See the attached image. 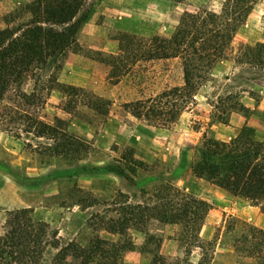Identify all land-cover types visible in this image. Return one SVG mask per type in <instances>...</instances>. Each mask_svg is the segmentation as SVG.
Here are the masks:
<instances>
[{"label":"rangeland","instance_id":"rangeland-1","mask_svg":"<svg viewBox=\"0 0 264 264\" xmlns=\"http://www.w3.org/2000/svg\"><path fill=\"white\" fill-rule=\"evenodd\" d=\"M30 1L0 0V29L7 14ZM222 2L203 0L198 9L219 12ZM89 4V19L78 35L81 50L66 53L56 75L59 84L79 90L77 96H67L51 85L48 90L38 88L27 103L33 92L29 76L0 99V235L8 212L28 209L34 220L57 230L62 246L74 243L87 248L96 238L106 240L108 245L102 248L110 250L109 259L115 264H151L155 253L175 264H197L202 252L193 248L186 258L175 225L151 221L145 232L129 228L110 234L102 230L101 219H118L127 204L149 202L163 182L180 190L191 185L196 177L191 167L203 136L214 140L218 125L229 122L231 109L250 92L264 68L240 64L235 73L211 74L173 124L156 126L137 118L127 104L181 86L180 61H139L117 81L110 79L111 67L101 59L117 54L120 34L168 38L178 15L197 10L185 0H90ZM240 37L235 35L226 60L236 59L244 46ZM251 96L257 99L254 93ZM94 97L102 99L95 111L88 106ZM35 121L49 125L53 134L37 138ZM207 195L201 199L209 209L200 238L218 239L204 264H242L232 255L226 221L233 218L264 231V206H252L218 187ZM56 253L48 251L45 264ZM67 262L80 264V257L71 255Z\"/></svg>","mask_w":264,"mask_h":264},{"label":"trees","instance_id":"trees-1","mask_svg":"<svg viewBox=\"0 0 264 264\" xmlns=\"http://www.w3.org/2000/svg\"><path fill=\"white\" fill-rule=\"evenodd\" d=\"M90 0H32L3 18L0 29V99L13 86L21 85L27 77L33 80V92L38 88L48 90L54 86L70 96L79 91L72 86L59 84L56 79L65 54L78 53V35L89 19ZM259 0H223L219 12L200 9L185 12L174 32L168 38L154 36L150 39L135 35L118 36L117 54L103 59L111 67L110 79H118L139 61L178 59L182 69L183 84L167 88L127 105L137 118L153 122L159 127H169L193 102L201 86L208 82L213 68L224 60L238 29ZM237 63L253 68H264V43L244 45L238 50ZM43 77H48L44 82ZM53 90V89H52ZM94 97L88 102L95 111ZM221 103V99L217 102ZM239 107L237 110L233 109ZM232 111H245L239 104ZM231 111V112H232ZM37 138L53 134V128L34 122ZM193 174L220 188L233 198L243 199L252 206H264V143L258 141L247 127L231 142L224 143L203 136L198 159L193 163ZM134 173V171H130ZM146 203L127 204L120 209L118 219L102 218V230L122 234L131 228L145 232L151 221L175 225L179 228V242L185 247L188 258L192 249H199L204 264L207 251L217 242L203 241L200 231L208 205L163 182L153 190ZM153 199V200H151ZM127 203V202H126ZM225 234L231 239L232 255L242 264H264V231L231 218L226 221ZM126 228V229H125ZM143 229V230H142ZM147 241L153 238L146 234ZM104 239L96 238L93 246L83 248L74 243L61 245L57 230L32 217V211L20 209L6 214L4 231L0 235V264H45L48 251L57 253L50 264H69V256H79L80 264H115ZM160 244V240H157ZM160 253L154 254L151 264H175Z\"/></svg>","mask_w":264,"mask_h":264},{"label":"crops","instance_id":"crops-1","mask_svg":"<svg viewBox=\"0 0 264 264\" xmlns=\"http://www.w3.org/2000/svg\"><path fill=\"white\" fill-rule=\"evenodd\" d=\"M185 1L189 8L196 9L197 11L200 10L198 8L203 3V0ZM180 5L181 3H178V6ZM263 15L264 1L259 0L249 13L247 21H245L236 33L241 36L239 38L241 43L250 46L264 43V29H262V27H264V21H262ZM179 19L180 16L178 15L177 19L174 21L175 28L178 25ZM240 67V63H236L235 59H224L215 65L211 74L213 77H219L220 75L232 73L233 71V73H235ZM257 75L258 79L254 81L253 86L250 88V92H245L246 95L241 96L239 99V105L243 107L245 111H232L229 115V122L225 125H218V131L213 138L214 140L229 143L240 134L243 128L251 127L254 129L255 138L264 143V69L259 71ZM229 80L230 78L227 79V81ZM251 93H254L257 96V99H254L251 96ZM181 180L182 179H178L179 182ZM190 183L191 185H184L182 189L200 199H203V197L207 198L209 196L207 194L213 192L216 187L215 185L196 177H193V180H191ZM201 187L204 188L202 192H200Z\"/></svg>","mask_w":264,"mask_h":264}]
</instances>
